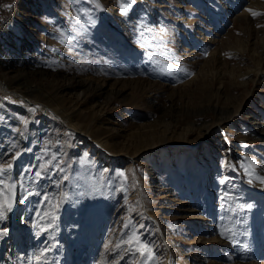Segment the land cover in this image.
Wrapping results in <instances>:
<instances>
[{
  "label": "rangeland",
  "instance_id": "obj_1",
  "mask_svg": "<svg viewBox=\"0 0 264 264\" xmlns=\"http://www.w3.org/2000/svg\"><path fill=\"white\" fill-rule=\"evenodd\" d=\"M254 1L0 0V264H264Z\"/></svg>",
  "mask_w": 264,
  "mask_h": 264
},
{
  "label": "snow or ice",
  "instance_id": "obj_2",
  "mask_svg": "<svg viewBox=\"0 0 264 264\" xmlns=\"http://www.w3.org/2000/svg\"><path fill=\"white\" fill-rule=\"evenodd\" d=\"M131 3H135V0H121V2L119 4L121 12L126 13ZM248 11L250 12V14L253 17L258 16V15H264V13L255 11L253 9H248ZM5 99H10V98L5 97ZM37 107H39V106H37ZM18 155H19V153H17L16 156H13L12 158L16 159L18 157ZM52 159L55 160L56 158L53 157ZM50 163H51V161H49V164ZM12 167H13L12 164H7L6 166H0V192H6L7 193V195L5 196L3 201L0 202V219H3L5 212L10 211L12 208V197L14 195V190L16 188V184L6 183V181L3 179V177L8 173V171L12 169ZM255 171L256 170L252 166V163H249L246 166H244L245 174L250 177L249 183L252 182V178H255L261 184H264V176L255 175ZM35 175L37 177H39L41 175V173L36 172ZM120 175H124V174L121 173ZM227 181H228V177H225L221 182L227 183ZM30 195H32V193L28 192L26 190L25 194L22 196V200H27ZM222 207H223V205H222ZM238 207L243 208L245 206L238 205ZM246 207L251 208L252 205H247ZM54 220H55V217H53V221ZM51 226L52 225L50 224V227ZM124 227L129 228V229H131L133 227L131 224V219H129V222L127 224H125ZM221 235H223V236H225V238L233 240V242H235L234 236L230 235L229 232H227V231L221 232ZM123 245L127 246V249H126L127 251H131V252L139 254V256L141 258L139 264H148V262L155 260V254L153 252V248L150 246V244L148 242L143 241L141 239V237L139 236V234L134 230L131 231V234L128 236L127 239L121 240V242L116 244L115 247L120 248ZM105 247L107 249L108 246L106 245ZM42 256H43V253L35 256L34 259L36 261H39L42 258Z\"/></svg>",
  "mask_w": 264,
  "mask_h": 264
},
{
  "label": "bare ground",
  "instance_id": "obj_3",
  "mask_svg": "<svg viewBox=\"0 0 264 264\" xmlns=\"http://www.w3.org/2000/svg\"><path fill=\"white\" fill-rule=\"evenodd\" d=\"M253 4V6L252 5H250V4H247V5H245L244 7H243V10H242V15H245V14H247L249 11H248V9H250L251 7H253L254 8V10H256V11H264V0H255L254 1V3H252ZM31 26V25H30ZM30 26L29 25H27V30L30 28ZM2 27V26H1ZM259 51V50H258ZM264 51V43H263V46L261 47V52H263ZM263 54V53H262ZM259 56H260V58H259V61H258V65H257V67L256 68H254V71H256V72H259L260 70H261V65H262V63H263V58H262V55L261 54H259ZM0 83H2V84H4V82H3V80H1V78H0ZM5 88H7L6 86H4ZM13 91V90H12ZM29 101H32V100H30V99H28ZM69 126H70V128L72 127L73 129H75V131L78 133V134H80V135H83L82 133V131L79 129V128H77V127H75V125H70L69 124ZM74 126V127H73ZM206 131H207V129H206ZM200 138V137H199ZM94 143H96L97 145H101V146H103V144L101 143V142H99V141H97V140H92ZM111 155V154H110ZM134 156H129V158H131V160H134V158H133ZM160 232H161V234H162V229H160ZM167 248H168V250H170V244L168 243L167 244ZM170 253V252H169ZM170 264H172V262L170 263Z\"/></svg>",
  "mask_w": 264,
  "mask_h": 264
}]
</instances>
